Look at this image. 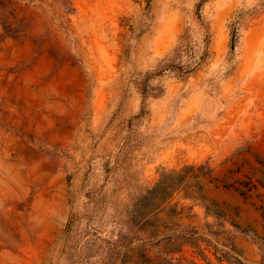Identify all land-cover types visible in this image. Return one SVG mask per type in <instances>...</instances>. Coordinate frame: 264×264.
I'll list each match as a JSON object with an SVG mask.
<instances>
[{
    "label": "rangeland",
    "instance_id": "obj_1",
    "mask_svg": "<svg viewBox=\"0 0 264 264\" xmlns=\"http://www.w3.org/2000/svg\"><path fill=\"white\" fill-rule=\"evenodd\" d=\"M173 263L264 264V0H0V264Z\"/></svg>",
    "mask_w": 264,
    "mask_h": 264
},
{
    "label": "trees",
    "instance_id": "obj_2",
    "mask_svg": "<svg viewBox=\"0 0 264 264\" xmlns=\"http://www.w3.org/2000/svg\"><path fill=\"white\" fill-rule=\"evenodd\" d=\"M194 169H196L198 172L196 174L193 175V178L198 179L197 180V184L198 185V190H203V183L201 180L203 179H207L208 183L211 182H215L217 181V178L212 177V171L213 169L210 168L206 163L199 165L197 167L195 166H186L183 170L182 173H177L175 171H170L169 173L165 174L162 176L161 180L159 181V183L156 185L155 188H153L152 190H150L148 192V194L151 196L152 198V202H153V209L152 211H154L153 216L156 217L158 209L160 208V206L162 205H167L168 202L170 201L171 197H172V192L173 190H175L176 188H180L181 190H183L185 192L184 196L185 198H191L193 200H196L198 198L204 199V197H197L195 194V191H190V188L192 185L189 184L188 182V173L192 172ZM184 173V174H183ZM170 175V176H168ZM175 175L178 176V178H175ZM217 187V185H215ZM224 186H227L226 184ZM246 191L255 188L254 185H250V182H245L242 185ZM178 213H176L175 211H173L170 214V217L172 219H174L175 217H177ZM170 225H167L166 223H162L159 225H154V230L152 231V237L155 238L161 234H168L169 231L173 230V228L171 227V225H180V224H176L173 222L169 223ZM169 226V227H168ZM162 227L164 228V230H160L159 228ZM193 232H186L183 230L179 229V233L175 235V237H172V235H168L165 237V241H171L172 239H177V238H182L184 240V242H186V239L190 236H192ZM173 264H180V263H173Z\"/></svg>",
    "mask_w": 264,
    "mask_h": 264
},
{
    "label": "water",
    "instance_id": "obj_3",
    "mask_svg": "<svg viewBox=\"0 0 264 264\" xmlns=\"http://www.w3.org/2000/svg\"><path fill=\"white\" fill-rule=\"evenodd\" d=\"M234 32H235V31H233V36H234Z\"/></svg>",
    "mask_w": 264,
    "mask_h": 264
}]
</instances>
